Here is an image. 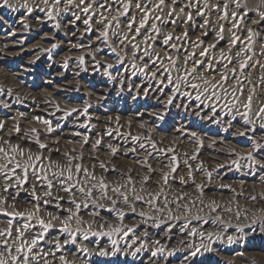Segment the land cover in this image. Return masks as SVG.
<instances>
[{
	"label": "snow or ice",
	"instance_id": "6c2138e0",
	"mask_svg": "<svg viewBox=\"0 0 264 264\" xmlns=\"http://www.w3.org/2000/svg\"><path fill=\"white\" fill-rule=\"evenodd\" d=\"M64 2L42 0L45 6L50 3L57 6V14H61ZM67 5L71 11L62 15L70 17V22L83 23L86 34L96 35L100 47L93 51L98 55H111L117 71L125 66V59L121 58L120 53L125 57L131 54L128 65L136 70L133 75L139 73L146 79L159 81L158 87L167 88L174 96L179 94L181 87L191 88L197 93V101H201V97L214 100L217 104L224 101L222 107L229 112L235 110L243 118L241 123L247 129L241 131L239 136L250 142L251 151L246 156H239L227 167L237 172L243 169L247 175L255 171L264 173V162H260L264 157V144L258 146L250 134L257 129L264 132V0H67ZM8 6L9 0H0V9ZM36 9L45 11L38 5ZM47 14L49 20L53 19L51 8L47 9ZM93 25L98 27L93 28ZM110 40L115 47L109 43ZM86 46L92 47L91 44ZM55 48L53 44L48 51ZM79 63H84L83 57ZM105 67L110 69L113 65ZM148 72L152 73L151 77L147 76ZM3 95L4 92L0 90V96ZM171 102L170 99L169 104ZM0 107L10 108L11 105L0 101ZM211 107L215 114L216 105ZM75 111L68 112L67 116H73ZM87 111L85 108L81 115ZM235 119L236 116L231 117V120ZM33 122L44 126L47 133H37L36 129H32L30 133L21 134L20 127L16 125L12 126V131L18 140L24 139L25 144L33 145L35 154L20 144H12L11 136L5 139L3 133L7 129L4 121H0V224L4 225L0 228V264H56L57 261L59 264H69L68 252L80 259L89 255L86 249L77 247L78 239L89 241L98 235L107 237L110 247L119 253L112 235H146L136 232V227L142 225L163 228L165 233L170 232L176 223L182 229H189L193 220L200 227H222L218 223L221 219L219 215L211 221L203 215L193 216V212L203 214L205 209L210 213L221 211L215 201L204 199L208 191L205 184H197L193 178L194 173H201L205 182L210 184L214 172L219 171L214 169L209 172L203 164L198 163L199 152L179 155L175 148L165 149L158 147L151 139L145 141L142 136L129 135L123 137V142H116L125 149L121 155L133 160L145 173L143 176H136L133 169H126L128 175L118 172L111 167V161L94 159L91 165L85 166L83 155L74 159L67 154L61 156L56 150L55 156L69 165L61 167L53 162V150L39 139L40 135L50 134L56 129L43 118H34ZM78 127L92 131L93 126L80 124ZM29 135L35 139H25ZM74 135L81 136V133L75 132ZM120 135L119 127L115 134L109 128L94 144L89 136L84 135L82 144L90 146L93 152L97 149L104 151L105 138H111L106 151L108 155L117 157L120 148L111 146V141ZM192 139L198 147H203L195 135ZM129 144L132 146L129 147ZM72 151L75 152V149ZM230 155L235 156L236 153ZM154 163L162 165L159 172L154 169ZM97 172L101 175L97 176ZM181 172L185 175L181 176ZM109 173L124 183L113 186L108 180ZM257 178L264 183V178ZM136 185L140 186L139 189ZM189 187L196 196L185 191ZM215 191L235 194L233 189L226 186ZM21 192L30 197L25 201L32 209L30 215L8 211L16 208ZM245 199L264 202V193ZM135 206L155 211L164 217L169 226L164 227L163 223L144 212L137 213ZM121 207L128 211H121ZM49 208L54 212L47 213L46 209ZM223 211L231 213L232 209L226 207ZM173 212L179 215L173 216ZM126 216L136 219V227H128ZM235 218L240 219L239 216ZM89 220L96 222L101 229L112 228V232L91 231L89 235L82 229L79 232L73 230L74 223L91 229ZM109 220L116 221V225H109ZM259 221V225L257 220L248 225L249 234L264 230V218H259ZM235 231L243 233L244 229ZM207 239L211 241L212 236L209 235ZM232 239L229 237L230 241ZM136 243L133 239L132 244ZM154 243L159 245L160 242L157 240ZM141 249L148 250L140 243L129 255L134 256ZM199 252L197 248L191 256L195 257ZM95 254L111 257L113 252L100 250ZM158 255H164L162 246L158 251L150 252L153 258Z\"/></svg>",
	"mask_w": 264,
	"mask_h": 264
},
{
	"label": "rangeland",
	"instance_id": "374dc122",
	"mask_svg": "<svg viewBox=\"0 0 264 264\" xmlns=\"http://www.w3.org/2000/svg\"><path fill=\"white\" fill-rule=\"evenodd\" d=\"M64 3V7L61 9V14H57V12L55 11V7L57 6L52 3L47 6L42 5V0H9V6L0 9L1 81L5 80L8 83L11 82V84L15 85V87L18 86L17 90L20 91V93H27L28 95L38 96L40 98H46L49 96L46 99L53 102L54 105L58 108L59 106H61L60 110H62L63 113H68L73 109H76L77 111H75V113L79 115L80 122L83 121L82 118L85 120L83 121L84 124H89L90 120L95 118L98 114L99 115L97 117L101 116L103 118V116H107L106 118H110L113 120H122L121 122L126 123V126L130 130V132L136 131L135 133L138 134L139 132H143V134H146L147 132L150 138L152 137L154 140L156 139L155 141L162 144L163 147L175 148L176 152L182 151L183 153H187L188 155H191L194 152H199L200 154L204 155V152H207V149H209L213 143L217 142L222 146L230 148L233 147L234 150L237 151V154L243 153L244 149H247L249 152L251 151L250 142L246 138L239 136V133L241 131L247 130L246 127L241 123V120L243 118L239 117L235 113V110L229 112L226 107H221L222 104H224V101H220L217 105L216 101L207 100L201 97V103V101H197L195 99L197 93L193 92L191 88L182 87L179 94H175L174 96V93L172 91H169L167 88L160 89L158 87L159 81L153 80L152 85L144 84V81L146 80L145 76L139 73L133 75L136 70L128 65V61L132 59L131 54H129L128 57L126 56V58L123 53H120V56L122 55L121 57L125 59L126 65L121 66V70L117 71L115 67V60L111 55H98L93 51V49L100 47L96 39V35L86 34V27L83 23L75 21L70 22V17L62 15L63 12L71 11V8L67 5L66 0ZM36 4L41 8H45V11H38L36 9ZM48 8L52 9L53 19L51 20L48 19ZM30 9L32 11H29ZM73 23L75 24L74 27L72 26ZM95 27H98V25H93V28ZM241 35H243V33H241ZM109 43L112 44V41L110 40ZM53 44L56 45V48L54 51L49 52L48 49L52 48ZM88 44H91L92 47H87L86 45ZM74 45L75 47H73ZM112 46L115 47L114 44H112ZM81 57H83L84 65L79 63ZM106 65H113V67L109 69L105 67ZM81 69H83V71ZM150 73L151 72L147 73L148 77L151 76ZM153 89L157 91L155 94L156 97L155 95H153L152 97H150L149 95V93L153 91ZM185 92L190 93V95L184 96L183 93ZM170 99L172 101L171 104H169ZM198 105H200L201 108H199L200 106L198 107ZM211 105L217 106L215 109V114L212 110ZM191 107H194V109H190ZM85 108L88 109L87 113L81 115V113L84 112ZM195 108L199 109L195 110ZM6 109L7 108L0 107V114L5 115ZM192 113L193 115H191ZM232 115L236 116L235 120H231V117H233ZM249 115L251 116V113ZM36 118L41 117L37 116ZM66 120L67 118L63 121L61 119L57 121L50 120V122L53 123V128L56 130L47 135L42 134V137H39L40 142L46 143L48 144V146L51 145L50 147L54 149L52 156L54 157V163H59L61 167L69 166L67 165L66 161L58 159V157L55 156L56 150H59L61 156L67 154L74 157L76 155H79L78 150L81 148L79 150H82L81 152H83L84 150V152L90 151L89 153H87L88 159H90V161H93L94 159L99 161L102 154H107V151H105L107 147L105 146L103 147L104 152L101 151V149H97L95 152H93L91 151L92 148L90 146L82 144V139L84 136L83 133H85V135L87 136L89 135L85 130L80 132L82 133L81 136H70L69 134H64L63 126ZM130 120H132L133 122H131ZM33 121L34 118L28 121L30 126V131L28 133H30L32 129H36L37 133H47V130H44L46 129L44 126L40 125L39 127V124L37 126V123H34ZM134 124H136L137 126ZM142 124L143 128H141ZM250 126L255 127V125ZM225 129L227 130L225 131ZM250 134L255 138L254 142H256L258 146L264 144V132H261L259 129H257L256 132ZM193 135H195L197 140L201 141L200 143L203 144L202 148L198 147L197 144L193 142ZM198 135L201 136L199 137ZM27 137L29 139H35V137L31 135ZM49 137H51L52 139ZM4 138L7 139L5 136ZM15 138V135L14 137H11L12 144H20L26 149H31L33 153L35 152V147L33 145L21 143ZM56 138H58V140ZM160 139L161 141H159ZM70 141L78 142L74 144V142L70 143ZM184 142L187 146H185ZM190 144H192V147ZM181 145L183 147H181ZM193 145H195V147ZM73 147L75 148L74 153L72 151L74 149ZM247 150L244 151L245 154L248 155L249 152L247 153ZM117 158V166L120 167L119 169H121L122 171H125L127 167L128 169H132L134 168V166H138L134 162H132L133 160H130L128 157L121 155V153L119 152L117 154ZM261 161H264V157H262ZM83 163L85 164V166L91 165L90 162L83 161ZM239 172H242V169ZM100 175L101 174L97 172V176ZM180 175L184 176L185 173L181 172ZM235 175L238 176L240 175V173H235ZM112 176H108V180L113 183V186H115L117 183H124L123 180L122 182L121 179H118L114 175ZM254 183L252 184L253 186L251 188H253L254 191H258L259 184H256L258 182ZM260 186L261 185H259V187ZM136 187L137 189H139L140 186L137 185ZM190 188L191 187H189L186 192L189 195L196 196V193ZM149 191H151V189H149ZM224 193L226 194L217 196L215 194H212L211 192H206V195L204 196V199L208 202L215 200L221 211H218L217 213H210L206 209L203 214L199 212H193V216L203 215L204 217L211 220L214 219L216 215H219L221 217L218 223L222 225V228L213 227L208 234V236H212L211 241L207 239L208 236L204 237V239L201 240H193L188 238L186 241H183L180 238L173 239L168 237L166 239L169 241H167V243H164V245L150 246V244H147L144 239L138 238L137 235H112L111 239L116 241V246H118L117 249H121L119 253H116L110 247V240L103 235H98L91 237L90 239L100 241V243L102 244L105 243L107 245L106 248H102V244H100V246L95 249L93 246H89L86 243L79 241L78 239L77 246H79L81 249H86L87 253H89V255L83 257L82 261L85 262L84 264H153V260H181L188 254L190 256H187L191 257V259L196 261L197 264H264V234H261L258 231V233L256 232L252 235L249 234L248 229V225H250L253 220H257L258 224L259 218L264 217V212L261 209L257 208L250 209L246 212L245 207L243 206V202L246 200L245 198H240L239 195H235L229 192ZM26 195L27 194L20 195L19 203H17L16 208L8 209V211L12 213L22 212L24 215H30L32 209L28 208V206L25 204V201L30 199V197ZM228 197H230V199ZM135 207H137V213L144 212L146 215L154 218L156 221L163 223L164 227H166L165 224H167V221H165L164 217H161V215L157 214L155 211H150L146 208H140L139 206ZM226 207L231 208L232 212L227 213L223 211V209ZM46 211L51 213L54 212V209L49 208L46 209ZM121 211L127 212L128 209L122 207ZM174 213L176 212H173V215ZM229 214H231V216ZM102 215L107 216L108 214L102 213ZM177 215H179V213H176V215L174 216ZM234 215H240V219H236ZM132 219L133 218H129L127 216L125 217V222L127 223L128 227H136L137 221L135 218L134 220ZM88 223L92 225L91 229L85 228L80 223H74L73 230L79 232L82 229L85 232H89V235L91 231H95L97 233L112 232V228L110 227L101 229V227L94 221L89 220ZM116 223L117 222L114 220L108 221L109 225L115 226ZM148 223L151 224V221H149ZM1 225L2 224H0V228L2 226L4 227V225ZM144 226L147 232L152 231L159 235H167V233L164 232L163 228L149 227L148 225ZM229 226L236 227L237 229L243 228L244 231L243 233L232 234L230 230H227ZM192 228L193 227L189 226V229H185L183 233L191 235L193 232L197 233L196 231H194L195 229ZM198 235L199 234L192 236L198 237ZM229 237H232L233 239L229 241ZM133 239L137 241L136 244H132ZM139 243H143L145 247L149 249L147 251L141 249L140 253L134 256L129 255V253L133 252V249L139 246ZM129 244L132 245V247L125 248V245ZM161 246L164 249V255H158L157 257H155V259L151 257L150 252L158 251L159 247ZM197 248L200 249V252L195 257L191 256V253L196 251ZM100 250L113 252V255L111 257H100L95 254ZM250 257L251 259H249ZM146 259H149L151 261L149 263H144V260Z\"/></svg>",
	"mask_w": 264,
	"mask_h": 264
},
{
	"label": "bare ground",
	"instance_id": "6f19581e",
	"mask_svg": "<svg viewBox=\"0 0 264 264\" xmlns=\"http://www.w3.org/2000/svg\"><path fill=\"white\" fill-rule=\"evenodd\" d=\"M67 1V0H66ZM32 4V3H31ZM65 4V3H64ZM37 5V4H36ZM41 5V4H40ZM43 5V4H42ZM35 11V10H34ZM5 13V12H4ZM10 13V12H9ZM35 16V15H34ZM3 17V16H2ZM8 17V16H7ZM37 17V16H36ZM67 19V18H66ZM71 20V19H70ZM27 21V19H26ZM14 23V22H13ZM37 23V22H36ZM43 24V23H42ZM47 24V23H46ZM64 26V25H63ZM82 28V27H81ZM11 29V28H10ZM80 29V28H79ZM15 30V29H14ZM81 30V29H80ZM18 32V31H17ZM52 34V33H51ZM46 35V34H45ZM49 35V34H48ZM77 35V34H76ZM3 36V35H2ZM5 36V35H4ZM75 37V36H74ZM62 38V37H61ZM60 38V39H61ZM13 39V38H12ZM1 40V39H0ZM59 40V39H58ZM16 42V41H15ZM7 43V42H5ZM12 43V42H11ZM71 44V43H70ZM3 45V44H2ZM12 45V44H11ZM69 45V44H67ZM4 46V45H3ZM2 51V49H1ZM12 51V50H11ZM6 52V51H5ZM9 52V51H8ZM1 53V52H0ZM3 53V51H2ZM6 55V54H5ZM93 55V54H92ZM122 56V55H121ZM128 57V56H127ZM126 57V58H127ZM50 58V57H49ZM52 58V57H51ZM122 58V57H121ZM91 59V58H90ZM56 60V59H55ZM58 62V61H57ZM73 62V61H72ZM45 63V62H44ZM78 64V63H77ZM74 65V64H73ZM76 65V64H75ZM84 65V64H83ZM126 65V64H125ZM87 66V65H86ZM128 67V66H127ZM126 67V68H127ZM73 69V68H72ZM78 69V68H77ZM85 69V68H84ZM55 70V69H54ZM92 70V69H91ZM131 70V69H130ZM72 71V70H71ZM76 71V70H75ZM80 71V70H79ZM89 72V71H88ZM152 75V73H150ZM73 76V75H72ZM86 76V75H85ZM140 76V75H139ZM123 77V76H122ZM151 77V76H150ZM81 78V77H80ZM144 78V77H143ZM2 79V78H1ZM10 79V78H8ZM72 79V78H71ZM76 79V78H75ZM79 79V78H78ZM74 80V79H73ZM72 80V82H73ZM77 80V79H76ZM119 80V79H118ZM152 81L153 79H146L144 81V84H151L152 85ZM16 83V82H15ZM68 83V82H66ZM71 83V82H70ZM62 84V83H61ZM139 84V83H138ZM155 84V83H154ZM71 85V84H69ZM134 85V84H133ZM137 85V83H136ZM74 86V85H73ZM145 86V85H144ZM0 87L3 92H4V95L3 96H0V101H2L4 104H8V105H11L10 108H7L6 109V113L5 115H2L0 114V121H4L5 123V128L7 129V131L5 133H3V136H5L6 138H8L9 136L11 137H16V134L12 131V126L13 125H16V126H19L20 129H21V132L22 134L23 133H28L30 131V126H29V122L30 119L32 118H36L37 116H40L41 118H45V120H60L61 117H63L61 120H65L67 118V120L64 122V126H63V130H64V134H69L70 136H76L74 135L75 132H82V131H87V134H89L88 136L90 137L92 143L94 144L95 143V140L97 138H99L104 132L106 129H112L114 134H115V131H116V128L119 127V131L121 133V135L119 137L116 138V140H112L111 141V146H117L120 148V151L119 153H123L125 151V149L123 147H121L120 145L117 144V140L123 142V137L124 136H142L145 138V141H147L148 139H151L152 142L156 143L158 147H163L162 144H160L159 142L155 141L152 137L150 138L146 132V134H143V132H139L138 133H135L136 131H133V132H130V130L127 128L126 126V123H122L120 120H113V119H110V118H106L103 116V118L101 116L99 117H95L93 119L90 120L89 124L92 125V131H88L87 129L85 128H82V127H78V125L80 124H84L83 121H85L83 118H82V122H80V117L77 113L73 112V116L69 117L67 116V113H63L62 110H60L59 112L56 111V109L58 107H56L54 105L53 102L49 101L48 97L46 98H40L38 96H33V95H28L27 93H20V91L17 90V87H15V85L11 84V82H6L5 80L4 81H1L0 80ZM60 87V86H59ZM21 88V87H20ZM98 88V87H97ZM149 88V87H148ZM182 88V87H181ZM67 89V88H66ZM73 89V88H72ZM109 89V88H108ZM146 89V88H145ZM144 89V90H145ZM159 89V88H158ZM23 90V89H22ZM148 91V90H147ZM162 91V90H161ZM186 91V90H185ZM193 91V90H192ZM22 92V91H21ZM25 92V91H24ZM132 92V91H131ZM156 90L153 89V91H151L149 93L150 97H152L153 95L156 94ZM34 93V92H33ZM134 93V92H133ZM51 94V93H50ZM123 95V94H122ZM177 95V94H176ZM181 95V94H180ZM141 96V95H140ZM185 96V95H184ZM53 97V96H52ZM55 97V96H54ZM117 97V96H116ZM156 97V95H155ZM162 97V96H161ZM122 98V97H121ZM165 98V97H163ZM56 99V98H55ZM126 99V98H125ZM153 99V98H152ZM159 99V98H158ZM203 99V98H202ZM168 100V99H167ZM177 100V99H176ZM204 100V99H203ZM59 101V100H58ZM62 101V100H60ZM123 101V100H122ZM155 101V100H154ZM159 101V100H158ZM182 102V101H181ZM194 102V101H193ZM223 102V101H222ZM142 103V102H141ZM158 103V102H157ZM61 104V103H60ZM153 105V104H152ZM218 105V104H217ZM223 105V104H222ZM74 106V104H73ZM166 106V105H165ZM164 106V107H165ZM195 106V105H194ZM205 106V105H204ZM61 106H59V109H60ZM67 107V106H66ZM65 107V108H66ZM217 107V106H216ZM222 107V106H221ZM64 108V107H63ZM91 108V107H90ZM155 108V107H154ZM201 108V106L199 107ZM199 108H195V110H198ZM204 108V107H203ZM202 108V109H203ZM220 108V107H219ZM158 109V108H157ZM190 109H194V107H191ZM80 110V109H79ZM97 110V109H96ZM170 110V109H169ZM205 110V109H204ZM209 110V109H208ZM213 110V108H212ZM225 110V109H224ZM158 111V110H157ZM197 112V111H196ZM200 112V111H199ZM212 112V111H211ZM210 112V113H211ZM224 112V111H223ZM222 112V113H223ZM190 113V112H189ZM221 113V115H222ZM89 114V112H88ZM96 114V113H95ZM111 114V113H110ZM231 114V113H230ZM23 115V119H21V116ZM116 115V114H114ZM137 115V114H136ZM193 115V113L191 114ZM205 116V115H204ZM208 116V115H207ZM233 116V115H232ZM110 117V116H109ZM206 117V116H205ZM121 118V117H120ZM203 118V117H202ZM119 119V118H118ZM123 119V118H122ZM133 120V119H132ZM132 120H130L131 122H133ZM225 120V119H224ZM125 121V120H124ZM123 121V122H124ZM221 121V120H220ZM28 122V123H27ZM129 122V121H128ZM211 122V121H210ZM219 122V121H218ZM32 123V122H31ZM144 123V122H143ZM53 124V123H52ZM60 124V123H59ZM137 124V123H136ZM134 124V125H136ZM225 124V123H224ZM130 125V124H129ZM139 125V124H138ZM143 125V124H142ZM145 125V124H144ZM201 125V124H200ZM38 126V124H37ZM56 126V125H55ZM58 126V125H57ZM137 126V125H136ZM221 126V125H220ZM237 126V125H236ZM39 127H40V124H39ZM132 127V126H131ZM140 127V126H139ZM146 127V126H145ZM195 127V126H194ZM44 128V127H43ZM135 128V127H134ZM208 128V127H207ZM224 128V126H223ZM236 128V127H235ZM239 128V127H238ZM242 128V127H241ZM154 129V128H153ZM200 129V128H199ZM202 129V128H201ZM44 130H47V129H44ZM146 130V129H144ZM150 130V129H148ZM155 130V129H154ZM141 131V130H140ZM152 131V130H151ZM184 131V130H183ZM182 131V132H183ZM236 131V130H235ZM46 132V131H45ZM196 132V131H195ZM192 133V132H191ZM82 134V133H81ZM85 135V133H83ZM94 134V135H92ZM155 134V133H154ZM197 134V133H196ZM215 134V133H214ZM47 135V134H46ZM60 135V134H59ZM170 135V134H169ZM41 136V135H40ZM158 136H159V133H158ZM199 136V135H198ZM201 136V135H200ZM199 136V137H200ZM42 137V136H41ZM54 137V136H53ZM161 137V136H160ZM172 137V136H171ZM207 137V136H206ZM51 138V137H49ZM215 138V137H214ZM17 139V138H15ZM14 139V140H15ZM25 139H29L28 137H25ZM45 139V137H44ZM43 139V140H44ZM52 139V138H51ZM58 140V138H56ZM61 139V138H60ZM76 139V138H75ZM159 139V137H158ZM163 139V138H162ZM166 139V138H165ZM169 139V138H168ZM255 139V138H254ZM18 140V139H17ZM47 140V139H46ZM55 140V139H54ZM65 140V139H64ZM69 140V139H68ZM109 140H111V138H105V143L103 145V147H108L109 146ZM183 140V139H182ZM192 140V139H191ZM208 140V139H207ZM246 140V139H245ZM12 141V140H11ZM18 141H20L21 143H25L24 142V139H19ZM63 141V139H62ZM161 141V139L159 140ZM167 141V140H165ZM186 141V140H185ZM213 141V140H212ZM216 141V140H215ZM218 141V140H217ZM223 141V140H221ZM257 141V140H256ZM53 142V141H52ZM71 142H74V141H71ZM78 142V141H77ZM77 142H74L77 143ZM80 142V141H79ZM164 142V141H163ZM180 142V140H179ZM201 142V141H200ZM205 142V141H204ZM64 143V142H63ZM256 143V142H255ZM260 143V142H259ZM46 144V143H45ZM185 146L186 143L184 142ZM48 145V144H47ZM58 145V144H57ZM189 145V144H188ZM191 147H192V144H190ZM203 145V144H202ZM206 145V144H205ZM24 146V145H23ZM51 146V145H50ZM49 146V147H50ZM132 145L129 144V147H131ZM180 146V145H179ZM195 147V145H193ZM54 147V146H53ZM60 147V146H58ZM177 147V146H176ZM181 147H183L181 145ZM190 147V148H191ZM51 148V147H50ZM69 148V147H68ZM71 148V147H70ZM74 148V147H73ZM77 148V147H76ZM163 148H167V147H163ZM189 148V147H188ZM187 148V149H188ZM249 148V147H248ZM35 149V148H34ZM53 151L54 149L51 148ZM75 149V148H74ZM81 149V148H80ZM79 149V150H80ZM85 149V148H84ZM90 149V148H89ZM244 149V148H243ZM78 150V154L79 155H76L74 156L73 158H77L79 157L80 155H83L85 157V160L84 162H90V164L93 163V161H90V159H88V154L89 152H81ZM179 150V149H178ZM191 150V149H190ZM245 151L247 149H244ZM243 150V153H239L237 154V151L234 150V148H230V147H226V146H222L221 144H219L218 142L217 143H213L211 145V147L209 149H207V152H204L205 154H200L198 156V160L197 162L200 163V164H203L204 168L211 172L213 171L214 169H219V171H216L214 172V176H213V179L211 181L210 184L206 183L205 182V177L203 174L201 173H194L193 174V178L195 180V182L197 184H201V183H204L205 184V187L208 189L207 192H211L212 194H215L217 196H221L222 194H226L224 192H227V191H222V192H217L215 191L216 189H219L221 188V186H226L227 188H230V189H233L234 192H235V195H239L240 198H245V197H250L252 195H258V194H262L264 193V183H261L260 180L257 178L258 176L261 177V178H264V173H261L259 171H255L254 174H251V175H247L245 174V171L242 169V172H237L234 168L232 170H229V168L227 167V165H230L232 163L233 160H236L239 156H246L247 154H245V151ZM53 151L51 153V155L53 156ZM70 151V150H68ZM92 151V150H91ZM106 151V150H105ZM99 152V151H98ZM104 152V151H103ZM189 152V151H188ZM249 151L247 150V153ZM35 153V152H34ZM74 153V152H73ZM77 153V152H76ZM75 153V154H76ZM92 153V152H91ZM90 153V154H91ZM191 153V152H190ZM230 153H236L235 157H233L232 155H230ZM69 154V153H68ZM73 154V155H75ZM176 154H179V155H183L184 153L181 151H177ZM63 155V154H62ZM98 155V154H97ZM72 156V155H71ZM94 156V155H93ZM96 156V155H95ZM101 156V155H100ZM99 157V156H98ZM54 158V157H53ZM95 158V157H94ZM59 159V158H58ZM141 159H143V155H141ZM123 160V159H122ZM56 161V160H55ZM100 162H108V161H111V167L113 168H116L118 172H123L125 173V175H128L129 173H127L126 169L125 171H122L121 169H119L120 167L117 166L118 164V158L117 157H112L108 154H102L100 160ZM54 162V161H53ZM121 162V161H120ZM133 162V161H132ZM260 162H264V161H260ZM151 163V161H150ZM66 164V163H65ZM120 164V163H119ZM132 164V163H130ZM251 164V162H249V165ZM135 165V164H134ZM120 166V165H119ZM122 166V165H121ZM123 167V166H122ZM153 167L154 169L156 170V172H159L162 165L160 164H153ZM128 169V167H127ZM135 175L136 176H143L145 175V173L139 168V166H134V168H132ZM184 173V172H183ZM235 173H240V175L236 176ZM235 175V176H234ZM108 176H112L111 173L108 174ZM113 177V176H112ZM116 177V176H115ZM179 179V177H178ZM122 181V180H121ZM114 182V181H113ZM123 182V181H122ZM254 182H258L256 183L257 185H261L259 187L258 185V188L259 190L258 191H254L253 188H251L253 185ZM155 183V181H154ZM255 184V183H254ZM137 186V185H136ZM255 187V186H254ZM191 189V188H190ZM256 189V188H255ZM188 189H186L185 191H187ZM230 193V192H229ZM25 193L21 192L20 195H23ZM228 194V193H227ZM233 194V193H232ZM206 195V193H205ZM209 195V194H208ZM27 196V195H26ZM224 196V195H223ZM25 197V196H24ZM230 199V197H228ZM28 199V198H27ZM239 199V198H238ZM241 200V199H240ZM215 201V200H214ZM220 201V200H219ZM240 203V202H239ZM244 207H245V210L246 212L249 211L250 209H253V208H257V209H261L263 212H264V202H251L250 200H245L244 202ZM159 206V205H158ZM225 206V205H224ZM231 206V205H230ZM237 207V206H236ZM122 208V207H121ZM206 210V209H205ZM235 210V209H234ZM243 210V209H242ZM256 210V209H254ZM53 211V210H52ZM47 213H49L48 211H46ZM256 212V211H254ZM254 214V213H253ZM256 214V213H255ZM174 215H176V213H174ZM173 215V216H174ZM231 216V214H229ZM228 215V216H229ZM156 216V214H155ZM236 217V215H234ZM240 216V215H239ZM251 216V214H250ZM263 216V215H262ZM162 217V216H161ZM224 217V216H223ZM205 219L211 221V219L209 218H206L204 217ZM264 218V217H263ZM249 219V218H248ZM247 219V220H248ZM134 220V218L132 219ZM131 220V221H132ZM231 220V219H230ZM244 220V219H243ZM250 220V219H249ZM233 221V220H232ZM241 221V220H240ZM230 222V221H229ZM239 222V221H238ZM242 222V221H241ZM240 222V223H241ZM260 222V221H259ZM259 222L257 225H259ZM173 223H175V221H173ZM237 223V222H235ZM244 223V222H243ZM3 225V224H2ZM1 225V226H2ZM166 227L169 226L168 222L167 224H165ZM242 225H247V224H242ZM241 225V226H242ZM147 226V225H146ZM191 227H193L199 235L198 237H193L191 234H186V233H183L185 231V229H182L180 228V224L179 223H176L175 227L172 228V230L170 232H167V235H163V234H156L154 232H147V230L145 229V226L142 225L140 227H136V232L137 233H146V235H137L138 238L140 239H144L146 241L147 244H150L151 245H156L154 243V241H159V245H164V243H167V240L166 238H173V239H178L180 238L181 240L183 241H186L188 238L190 239H193V240H201V239H204V237H207L209 232L212 230L213 227H209L208 225H204L203 227H200L196 220H193L192 223L190 224ZM3 227V226H2ZM1 227V228H2ZM192 228V229H193ZM218 228V227H216ZM222 228V227H221ZM237 228L236 227H231L229 226L227 228V230H230L232 232V234H239L237 233L235 230ZM243 229V228H242ZM162 231V230H161ZM261 234H264V230H261L259 231ZM258 233V232H257ZM133 235L136 236V234L134 233ZM253 235V234H252ZM259 235V234H258ZM167 236V237H165ZM226 236V235H225ZM232 236V235H231ZM241 236V235H240ZM256 238V237H255ZM62 241H63V238H61ZM121 239V238H120ZM241 239V238H240ZM128 240V239H127ZM218 240V239H217ZM131 241V240H130ZM230 241V240H229ZM84 243H86L87 245L89 246H93L95 249L97 247L100 246V241H97V240H92L90 239L89 241H82ZM175 242V240H174ZM226 242V241H225ZM235 242V241H234ZM264 242V241H263ZM66 243V242H65ZM177 243V242H176ZM78 244V243H77ZM140 244V243H139ZM181 244V243H180ZM200 244V243H199ZM254 244V243H253ZM94 245H97V246H94ZM176 245V244H175ZM135 246V245H134ZM158 246V245H157ZM156 246V247H157ZM219 246V245H218ZM79 247V246H77ZM88 247V246H87ZM102 248H106L107 245L104 243L102 244L101 246ZM118 247V246H117ZM194 247V246H193ZM203 247V246H202ZM208 247V246H207ZM80 248V247H79ZM126 248V247H125ZM191 248V247H190ZM214 248V247H213ZM99 249V248H98ZM149 249V248H148ZM121 250V249H120ZM125 250V249H124ZM132 250V249H131ZM134 250V249H133ZM174 250V249H173ZM197 250V249H196ZM97 251V250H96ZM110 251V249H109ZM252 251V250H251ZM254 251V250H253ZM95 252V251H94ZM169 252V251H168ZM171 252V251H170ZM246 252V251H245ZM248 252V251H247ZM223 253V252H222ZM227 253V252H226ZM234 253V252H233ZM218 254V253H217ZM246 254V253H245ZM140 255V254H139ZM188 255V254H187ZM187 259H185V257L181 260H153V264H197L196 261L192 260L191 257H188L190 255H188ZM236 255V254H235ZM256 255V254H255ZM93 256V255H92ZM221 256V255H220ZM247 257V256H246ZM226 258V257H225ZM67 259L69 261V264H84L85 262L82 261L83 259H80V258H77L76 256L72 255L71 252H68L67 253ZM85 259V258H84ZM155 259V258H154ZM206 259V258H205ZM239 259V258H238ZM251 259V257L249 258ZM225 260V259H224ZM228 260V259H227ZM93 261V260H92ZM151 260L149 259H146L144 260V263H149ZM129 262V261H128ZM88 263V262H87ZM56 264H59V261L56 262ZM89 264V263H88ZM218 264V263H217Z\"/></svg>",
	"mask_w": 264,
	"mask_h": 264
}]
</instances>
